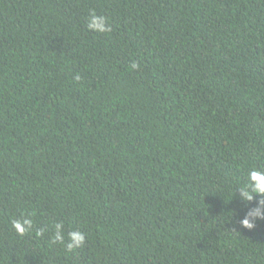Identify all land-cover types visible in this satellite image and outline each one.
Here are the masks:
<instances>
[{
    "label": "trees",
    "instance_id": "1",
    "mask_svg": "<svg viewBox=\"0 0 264 264\" xmlns=\"http://www.w3.org/2000/svg\"><path fill=\"white\" fill-rule=\"evenodd\" d=\"M253 168L264 0H0V264H264Z\"/></svg>",
    "mask_w": 264,
    "mask_h": 264
},
{
    "label": "clouds",
    "instance_id": "2",
    "mask_svg": "<svg viewBox=\"0 0 264 264\" xmlns=\"http://www.w3.org/2000/svg\"><path fill=\"white\" fill-rule=\"evenodd\" d=\"M87 28L89 31L99 34L110 33L112 31V26L108 18L104 15L97 14L95 12H92L89 16ZM131 67L133 69H136L139 67V65L133 63ZM239 191L241 199L244 201H251L254 198V194L257 196H264V171L253 168L248 173L247 185L245 187L239 188ZM259 207H264V204L258 206L256 212L251 215H254L256 219H264V212H260ZM241 224L243 227L249 229L255 227L253 221L248 217H245ZM32 226L33 222L29 219H25L23 222H13V227L21 234H23L26 229L31 228ZM63 229L64 222L54 224L52 243L60 242L63 244L65 242ZM44 231H46V229H40L41 234H43ZM84 241L85 235L83 232L74 229L70 230L68 232V241L66 243V249L68 251H73L81 247L84 244Z\"/></svg>",
    "mask_w": 264,
    "mask_h": 264
}]
</instances>
